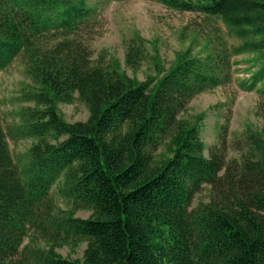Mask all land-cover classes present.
Masks as SVG:
<instances>
[{
  "label": "trees",
  "instance_id": "obj_1",
  "mask_svg": "<svg viewBox=\"0 0 264 264\" xmlns=\"http://www.w3.org/2000/svg\"><path fill=\"white\" fill-rule=\"evenodd\" d=\"M109 1L0 0V71L21 56L32 81L15 139H35L18 165L0 115V264H264V131L247 125L228 159L225 126L207 154L206 113L183 115L232 81L233 57L253 54L244 83L264 118V0H156L217 18L240 41L189 46L168 68L139 31L123 62L92 59L80 34ZM148 61L144 81L122 68ZM76 95L89 116L71 123L58 105ZM81 242L82 258L58 252Z\"/></svg>",
  "mask_w": 264,
  "mask_h": 264
},
{
  "label": "rangeland",
  "instance_id": "obj_2",
  "mask_svg": "<svg viewBox=\"0 0 264 264\" xmlns=\"http://www.w3.org/2000/svg\"><path fill=\"white\" fill-rule=\"evenodd\" d=\"M95 4L96 0H90ZM134 31L149 42V52L153 46L159 50L165 68L174 61L176 53L191 46L194 52L200 50V45L211 40L227 46L237 45L240 41L227 30V27L217 18H209L198 12H180L170 9L156 0H111L100 5L98 13L90 23V28L82 30L80 38L85 40L91 50L92 59H97L102 51L124 60L128 43L134 37ZM217 46V45H216ZM218 47V46H217ZM232 81L203 92L194 97L188 104L184 116H193L202 112L206 117L202 126V138L206 144V153L219 142L221 127L225 126L222 138L228 147V159L236 157L238 150L235 141L240 138L247 125H252L264 131V118L257 115L258 104L262 97L257 89L248 90L245 81L260 66L253 54H244L232 58ZM129 76H135L144 81L148 75H154L150 61L140 70H134L122 65ZM32 90V81L27 76L25 64L21 56L12 64L0 71V115L7 133L11 154L20 165L35 139H15L14 127L18 121L21 108L33 105L26 100V95ZM73 103H60L59 110L66 121H86L89 116L87 106L78 99ZM55 186L51 195L63 209L69 203L59 197ZM208 188H204L196 196V202L206 200ZM79 217H88L91 212L79 210ZM28 239L25 243H28ZM87 242H81L77 247L64 246L58 252L71 259L82 258Z\"/></svg>",
  "mask_w": 264,
  "mask_h": 264
}]
</instances>
